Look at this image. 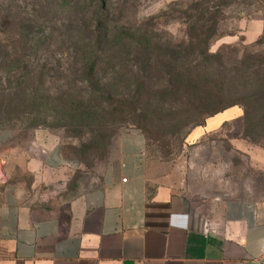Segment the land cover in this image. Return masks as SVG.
<instances>
[{"label": "rangeland", "instance_id": "rangeland-1", "mask_svg": "<svg viewBox=\"0 0 264 264\" xmlns=\"http://www.w3.org/2000/svg\"><path fill=\"white\" fill-rule=\"evenodd\" d=\"M198 2L215 9L196 12ZM96 3L0 0V192L2 182L30 183L19 158L38 153V137H56L99 177L119 132L140 129L148 156L175 164L198 144L193 131L228 106L211 158L249 172L223 140L264 153V0H108L99 45ZM208 47L222 57L197 59ZM99 51L101 62H90Z\"/></svg>", "mask_w": 264, "mask_h": 264}, {"label": "crops", "instance_id": "crops-1", "mask_svg": "<svg viewBox=\"0 0 264 264\" xmlns=\"http://www.w3.org/2000/svg\"><path fill=\"white\" fill-rule=\"evenodd\" d=\"M233 115L194 130L198 144L175 164L150 158L144 133L125 129L99 177L56 137H38V153L19 156L30 183L2 182L0 264H264V153L227 133L249 172L211 158L209 139Z\"/></svg>", "mask_w": 264, "mask_h": 264}, {"label": "trees", "instance_id": "trees-1", "mask_svg": "<svg viewBox=\"0 0 264 264\" xmlns=\"http://www.w3.org/2000/svg\"><path fill=\"white\" fill-rule=\"evenodd\" d=\"M213 1H218V0H213ZM222 1V0H221ZM197 7H196V12L198 11H212L215 9V7H206L207 9H203L202 7H200V3H196ZM195 4V5H196ZM96 6H98V16H96L93 20V23L91 25V30H92V34L95 37V43L96 45H99L98 41L103 40L104 38H108V35L105 33L104 31L105 29L108 27V18L105 19L103 13L106 11V8L108 7V0H97ZM173 6H177L180 7L181 9H186V10H193L194 7L192 5H190L188 2H177L175 3ZM172 7H169L167 9V11H170ZM106 38V40H107ZM207 46V44H206ZM95 54L93 53L92 56H94ZM91 56V60H89L90 62L93 59V62H101V52L99 51L96 56L95 59ZM222 56L218 53L213 54L210 52V49L208 47V49H204V51H202L201 53L198 54L197 59H201L202 62H214L217 59L221 58ZM181 59H185L184 56H181ZM232 106H228V107H221L218 110H216L213 114H211L210 116H208L205 120V122L212 117H215L221 113H224L226 111H228L229 109H231Z\"/></svg>", "mask_w": 264, "mask_h": 264}]
</instances>
